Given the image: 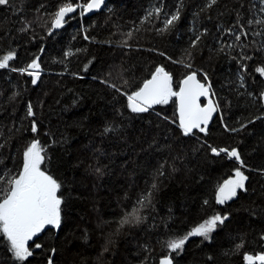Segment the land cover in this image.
<instances>
[{
    "label": "trees",
    "instance_id": "obj_1",
    "mask_svg": "<svg viewBox=\"0 0 264 264\" xmlns=\"http://www.w3.org/2000/svg\"><path fill=\"white\" fill-rule=\"evenodd\" d=\"M65 3L86 0H11L0 6V57L15 52L9 63L18 70L37 56L41 65L35 85L26 73L0 69V187L19 173L23 152L38 139L46 155L41 168L61 184L63 199L60 228L34 238L29 243L33 256L24 264H48L49 258L52 264H159L164 257L174 264H246L245 254H264V102L259 99L264 77L256 72L264 66V34H255L264 25L247 23L264 17L259 0H218L211 8L208 0H108L97 15L81 14L77 7L51 34L54 14ZM157 7L159 17L146 19ZM177 8L180 19L160 31ZM238 12L248 33L239 42L228 32H239L234 27ZM25 21L28 30L21 31ZM88 43L154 55L156 67L173 76L174 90L191 71L200 80L206 73L220 105L208 134L182 135L174 97L149 112L132 113L121 92L131 94L145 80L121 86L90 69L76 70L73 62ZM188 63L191 69L184 67ZM169 67L184 72L176 77ZM241 75L244 87L239 86ZM29 104L34 117L27 115ZM225 125L238 131H227ZM108 127L113 130L105 132ZM209 145L237 149L245 164L241 170L249 177L247 192L223 205L216 203L217 188L240 165L226 153L212 154ZM149 192L151 203L141 208L138 201ZM134 207L146 219L121 226ZM217 213L229 218L210 240L190 237L183 251L169 250V240ZM36 243L42 247L35 248ZM0 264H18L3 236Z\"/></svg>",
    "mask_w": 264,
    "mask_h": 264
},
{
    "label": "snow or ice",
    "instance_id": "obj_2",
    "mask_svg": "<svg viewBox=\"0 0 264 264\" xmlns=\"http://www.w3.org/2000/svg\"><path fill=\"white\" fill-rule=\"evenodd\" d=\"M11 0H0V6L9 5ZM105 0H86V3L82 5H74L73 3H65L59 7L55 12L52 20V28H61L66 23L65 17L74 13L77 7L83 9L82 13L92 12L94 10H100L104 5ZM218 3V0H208L207 7L211 8ZM244 7L243 4L240 5ZM256 7L255 4L252 5ZM259 13L264 14V0H259ZM162 9L160 7L155 8L154 11L147 13V18H151L154 14L159 17ZM181 9L177 8L174 14L168 16L164 21V28L160 31H168L175 23L180 19ZM242 16L238 12L237 20L234 27L239 28V32L235 33L232 29L228 32L231 35H235L237 42L241 41V38L245 39L248 33L241 23ZM248 25L253 23L257 25H264V17L256 20H249ZM24 27L21 31H27L29 24L25 21ZM256 35L264 34V29L261 32L255 33ZM127 36L131 38L132 33L128 32ZM89 39L87 35L84 37ZM200 41V36L192 42V47L195 48ZM127 43V42H125ZM232 45H229L231 47ZM261 48L264 49V44H261ZM43 51V50H41ZM71 53H66L70 55ZM164 55V53H160ZM16 58L15 52H9L7 55L0 57V69H10L11 71H20L21 74H27L32 77V84L35 85L40 79L41 65L39 63V57L37 56L32 60L26 68L16 69L10 65V61ZM242 59L250 60L252 57L244 56ZM177 63V61H174ZM178 63H183L179 61ZM184 67L191 69L190 63L184 64ZM87 70V66H85ZM241 70L246 72L247 65L241 64ZM256 72L264 77V66L257 67ZM198 73L191 71L179 82V89L173 88V76L165 70L164 67L158 66L151 74V78L143 82L142 86L132 92L131 94L121 92L120 88H116L115 85L109 84V87L116 88L117 92H121L122 95L127 96L128 108L132 113H146L153 108L154 105H167L175 97L178 112V127L181 130L183 136L188 137L195 135L198 131L205 135L208 134V125L212 121L213 115L220 111V105L214 99L216 93L212 89L211 82L206 73L203 74V80L197 78ZM240 87H244V76L241 75ZM101 83H108L107 81H101ZM127 83V81H125ZM207 100L206 104L201 103V98ZM255 99V97H253ZM259 99L264 102V92L260 93ZM28 117H34L35 112L31 104L27 107ZM258 117L257 119H260ZM222 119V117H221ZM253 121H249L252 123ZM242 127H246L243 125ZM227 131H238V129H228ZM113 129L105 128V132H111ZM31 131L36 133L38 131L35 121L32 123ZM2 147V145H0ZM210 151L214 155H220L226 153L229 159H235L239 162L240 167L234 170V176L219 185L216 192V203L223 205L227 201H231L238 196V192H247L246 182L249 177L241 170L245 167L244 161L241 158L239 151L235 148L229 150L226 148L217 149L209 145ZM46 159L45 148L41 145L38 139L33 140L23 152V165L17 175L11 176L3 183L5 187H0V236H3L8 242V251L12 254V257L18 264H24L29 257L33 256V251L29 245L30 241L38 236V234L44 232L46 227L51 226L54 229H59L61 226V205L63 199L58 193L61 189V184L54 179L46 171L42 170L41 165L44 164ZM100 172V169H96ZM160 172V175H163ZM261 175H264V170H261ZM157 185L152 184V189H156ZM152 193L149 192L143 195L138 203L143 208L145 202L151 203ZM207 203V201H205ZM227 215H220L219 213L204 220L198 226L194 227L190 232L180 238L171 239L167 242V247L171 252L183 251L185 243L190 237H202L204 240H210L211 234L217 229L219 225H223L228 220ZM146 217L140 215V209L133 208L130 213H126L123 219L120 221L121 226L125 224L135 223L140 224ZM264 239V236L261 237ZM35 248H41L42 245L36 243ZM243 245H237V248ZM53 253L55 249L52 250ZM247 264H264V254H257L255 256L245 254L244 256ZM48 264H52V259L49 258ZM160 264H173L172 259L164 258L160 261Z\"/></svg>",
    "mask_w": 264,
    "mask_h": 264
},
{
    "label": "rangeland",
    "instance_id": "obj_3",
    "mask_svg": "<svg viewBox=\"0 0 264 264\" xmlns=\"http://www.w3.org/2000/svg\"><path fill=\"white\" fill-rule=\"evenodd\" d=\"M158 61L157 57L143 51L134 53L130 50L88 43L77 54L73 67L82 71L87 66L92 72L110 78L121 86L131 80L139 85L154 71ZM169 68L174 71L176 77L184 72L179 68Z\"/></svg>",
    "mask_w": 264,
    "mask_h": 264
},
{
    "label": "water",
    "instance_id": "obj_4",
    "mask_svg": "<svg viewBox=\"0 0 264 264\" xmlns=\"http://www.w3.org/2000/svg\"><path fill=\"white\" fill-rule=\"evenodd\" d=\"M107 2H108V0H105V3H104V5H102V7H101V9L100 10H94V11H92V12H86L89 16H92V15H97V14H100V13H102L104 10H105V7H106V4H107ZM65 20H66V17H65ZM64 26V25H63ZM63 27H61V28H56V29H52V31H51V34H54V33H56V32H59L61 29H62ZM197 78L199 79V76H197ZM175 98V97H174ZM201 103L202 104H206L207 103V100L205 99V98H201ZM155 106H157V105H154L153 106V108L155 107ZM219 115V112H217V113H215L214 115H213V118H212V121L209 123V125H208V128L210 127V125L212 124V122L217 118V116ZM239 163V162H238ZM164 258H166V257H164ZM164 258H162V259H164ZM167 258H170V257H167ZM161 259V260H162ZM170 259H172V258H170ZM160 260V261H161ZM160 261H159V264H160ZM172 262H173V264H174V261H173V259H172ZM245 263L247 264V262L245 261Z\"/></svg>",
    "mask_w": 264,
    "mask_h": 264
},
{
    "label": "flooded vegetation",
    "instance_id": "obj_5",
    "mask_svg": "<svg viewBox=\"0 0 264 264\" xmlns=\"http://www.w3.org/2000/svg\"><path fill=\"white\" fill-rule=\"evenodd\" d=\"M51 230H57V229H54V228H52L51 226H48V227H46V229L44 230V232H45V231H51ZM42 233H43V232H42ZM40 234H41V233H40ZM40 234H38V236H39ZM36 237H37V236H36ZM36 237H35V238H36ZM30 242H31V241H30ZM30 242H29V243H30Z\"/></svg>",
    "mask_w": 264,
    "mask_h": 264
}]
</instances>
